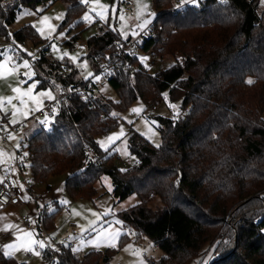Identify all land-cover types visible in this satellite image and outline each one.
<instances>
[{
  "label": "trees",
  "instance_id": "trees-1",
  "mask_svg": "<svg viewBox=\"0 0 264 264\" xmlns=\"http://www.w3.org/2000/svg\"><path fill=\"white\" fill-rule=\"evenodd\" d=\"M44 1L0 4L1 16L11 23L21 6L36 8ZM176 2L153 0L154 30L141 45L162 59L174 58L158 73L118 51L120 41L132 39H122L113 27L101 26L88 38L84 58L96 73L102 59L110 61L114 70L107 82L119 100L96 94L98 87L92 86L89 104L77 92L70 93L52 131L41 127L25 141V149L33 154V180L46 182L66 174L68 195L92 201L97 183L107 175L117 200L137 194L140 202L114 217L122 221L121 229L134 231L138 240L147 237L162 249L164 255L152 264H193L209 244L217 256L209 264H264V8L260 10L261 0H199L182 8ZM86 8L79 1L67 7L59 31L69 26L79 30L65 43L68 47L81 40L86 28L83 20H76ZM14 38L44 44L34 63L42 86L48 87L50 80L66 90L88 85L79 68L49 57L51 43L32 25ZM166 92L172 102H181L180 115L158 117L163 139L159 147L131 129L129 147L138 163L119 170L117 153L97 143L118 127L119 116L112 113L139 99L153 106ZM154 199L162 206L153 208ZM58 212L48 214L46 208L36 220L53 229ZM3 249L0 245V264H23L5 257ZM58 249L43 250L44 261L101 264L117 252L113 247L91 250L80 259L67 248Z\"/></svg>",
  "mask_w": 264,
  "mask_h": 264
},
{
  "label": "rangeland",
  "instance_id": "rangeland-1",
  "mask_svg": "<svg viewBox=\"0 0 264 264\" xmlns=\"http://www.w3.org/2000/svg\"><path fill=\"white\" fill-rule=\"evenodd\" d=\"M71 2H78V0H50L49 7L46 9H42L41 5H38L36 8H33L31 6H21L20 9L17 12L16 18L11 22L8 23L6 18L1 16L0 12V29L2 28L5 30L4 33L0 30V53H3V56H0V60L7 58V56L11 55L13 57V62L15 63H23V60L27 59L29 63L32 65V69L35 72V76L32 77V80H28L27 83H21L22 80H25V77L23 76V73L26 71L24 68H20L19 74L17 75H9L5 78L0 79V97H9V96H15L16 94L13 92V88L15 87H21L22 89L27 88L33 81H38V86L34 90L35 92H39L42 90H48L49 87L41 86L42 80L36 79V71L34 68V63L36 60L40 59L41 57V49L44 45H37L32 40L27 39L23 42L16 41L14 38V34L25 27L26 25H36L35 30L37 31V27H40V20L43 16H48L51 18L50 22L51 24L56 26V31L51 35V38H45L42 37L39 32L41 39L45 42L55 43L57 45V48L59 49V52L53 51L51 48V51L49 52V57L65 62L69 61L71 64L77 67V64L71 61L67 56L64 60H60L59 54L63 52L70 53L72 55H78L79 57V64L83 65L84 61L86 60L84 57L86 55V48L84 46H77L74 47H68L65 43L73 37V35L79 31L77 29H74L73 26L65 27L61 31H59L60 24L62 20L65 17V13L67 10V7ZM117 1L118 0H100V3L104 5L110 6L109 12H108V20L107 22L101 21L98 17L95 18L94 22L88 23L84 22L83 17L86 13L89 12V8L92 6L91 0L90 3L87 5V8L82 13L81 17H79L76 21L83 20L85 31L81 35V40L84 43H87L88 38L90 36H93L99 31V27L104 25H109L111 27L115 26L117 31H119V34L121 35V25L124 24V31L129 33L128 38L131 36V32L137 31L140 32V30L137 28V25L146 17H140L139 19L136 16L133 15H127L126 13L120 12V14H123L125 16V21L119 20V15H116V19L113 20L112 13H111V7L115 6L117 9ZM124 1V0H122ZM134 2V5L139 8L141 4L147 3L149 5L148 11L151 13H154V4L153 0H132ZM199 3V0H198ZM6 5V4H5ZM188 5H193L190 0L188 2H185V0H177L176 6L178 8H182ZM85 6V5H84ZM86 7V6H85ZM124 7V5H123ZM264 8V0H261L260 3V10ZM38 9H42V11H37ZM125 9V8H124ZM118 11V10H117ZM28 13H34V14H28ZM131 14V12H130ZM138 14V13H137ZM92 15H95L92 13ZM61 16V19H56V17ZM155 16V15H154ZM155 17L151 18V23H153ZM148 25V28H150L151 25ZM73 28V30L71 29ZM147 28V29H148ZM69 29H71L70 33L68 32ZM61 33H64L63 36H61ZM121 38L123 36L121 35ZM131 39L135 40L136 37H132ZM125 40V39H124ZM28 53H32V56H29ZM147 60L142 62L146 65V68L149 69V71L152 74L158 73L166 68H168L170 65L174 63V58L171 56L166 57L162 61L158 59L157 63L155 65H149L148 63H151L153 61L151 56L146 57ZM87 61V60H86ZM89 62H87L88 64ZM80 69L81 76L85 78L88 72L93 73L92 68L88 64L87 69H83L82 67H77ZM96 94L104 95L105 97L111 99L114 102H117L119 100V96L117 91L114 89V87L109 82H102L100 86L96 90ZM167 99L164 97L160 102L157 104L148 107L145 102L141 99L133 102L130 106L125 108L124 110L116 113L119 116V125L116 129L108 133L107 135L99 137V141L105 140L108 136L112 135L113 133H117L120 131L121 126L124 128L125 135L121 137L119 141H117L115 144L111 145L109 149H112L111 152H116L118 155L117 160V166L119 170H128L133 167H135L138 163V158L136 155L132 154L130 147H129V132L131 129H133L136 133L143 136L146 140H148L151 144H153L155 147L158 144L159 146L162 144V134L159 130V122L158 117H165V118H171L174 119L175 112L174 110L169 106V102L171 104H175L178 106L179 115L181 113V102L176 101L172 102L169 98L168 93ZM47 99L44 100V107L46 105ZM46 101V102H45ZM49 101V100H48ZM13 103L19 105L18 100H14ZM31 106V105H30ZM142 107L143 111L140 114L133 113L131 109ZM155 108V110H154ZM11 112L12 109L10 106H8V113L5 115L2 111H0V117L3 113L4 116L8 118V123L11 126L18 125L17 131H10V134H14V139H9V143H2L0 142V151L5 153L4 156V162L0 163L1 166L4 167V169H7V167L14 161L16 150H20L25 146V141L27 137L31 136L33 133L41 129L40 121L44 120L37 119L36 114L38 111H33L30 113V115L27 118H21L19 119V122L15 125H12L10 123L11 120ZM263 119H264V113H263ZM131 121V123H129ZM156 121L157 125H153L151 122ZM9 129H11L8 125H6ZM127 143V151L131 155L128 154H121V150L124 148V142ZM17 144H19V148L17 147ZM108 149V150H109ZM11 154L14 156V159L9 160L8 156ZM132 157H135L133 159ZM26 179L29 181V184L20 183L19 185L16 183V185L21 186L24 192L26 193V202L24 201V205L21 206L18 209L17 212H14L12 214V217L10 219V224L19 225L21 228L27 229L29 231H35L37 233L36 238L42 239L46 242V244H50L49 247H46L45 249H58L52 242V238H57L60 242L65 241L68 239L71 243L75 244V247L79 244V241L81 237L83 236L84 239H91L93 236H95L94 232H91L89 228V221H96L97 226L101 228H106L110 223L114 222L115 220H119L116 217H114L115 213H118L120 211H124L129 209L130 207L138 204L140 202V197L137 194H132L128 198L119 201L114 196V186L112 179L105 175L101 178V180L97 183V196L94 200H86V199H72L66 190V180L67 175L62 174L56 177H53L49 179L46 182H35L32 177L31 171H29L26 174ZM111 184L112 190L109 191L107 184ZM66 200L69 203L67 205H62L59 203V201ZM150 205L153 208H159L162 206V203L158 199H154L150 202ZM39 206V207H38ZM41 206L44 207L47 213L51 214L55 212L56 210H59L55 217V227L53 229H45L43 224L38 223L36 221L35 216L38 214V211L36 212V209L40 208ZM46 206V208H45ZM106 209H111V214L104 215ZM39 210V209H38ZM73 210L79 213V215H76L73 213ZM99 213L101 214V219L97 221V218L92 215V213ZM22 216L29 217V221L31 224V227L28 228L26 225V222L22 219ZM35 220V223L32 221ZM82 226L84 228H89L88 231L82 232ZM121 228V225H117ZM114 227V224H113ZM11 232L9 235L4 239V242L2 245H6L8 243H13L14 236H15V230H10ZM123 234H126L127 237H125L126 241H124L123 244H121L120 239L118 241V245L116 248L117 252L114 254L113 258L110 260L109 263L102 262L101 264H140L141 258L144 261V264H152V261H158L163 255L164 252L161 248H159L152 240H150L147 237H144L140 240L136 239V234L134 231L131 230H123ZM131 233V234H127ZM122 236V235H121ZM210 246L213 244H209ZM207 245L205 247L204 253L201 255L199 260L193 264H200L201 259L205 262L204 264H209L212 262L215 257L213 255L212 247ZM131 246V247H130ZM108 246H102L99 249L92 247V246H82L80 251H75L74 254L82 259L88 252L91 250H101L106 251ZM43 249V250H45ZM127 249V250H126ZM139 249L142 250L140 256L134 255V250ZM41 255L37 256L32 253H26L23 250L17 252L14 256V258L19 262L23 264H49L46 263L42 257V251ZM51 264H58L56 262ZM202 264V263H201Z\"/></svg>",
  "mask_w": 264,
  "mask_h": 264
},
{
  "label": "snow or ice",
  "instance_id": "snow-or-ice-1",
  "mask_svg": "<svg viewBox=\"0 0 264 264\" xmlns=\"http://www.w3.org/2000/svg\"><path fill=\"white\" fill-rule=\"evenodd\" d=\"M185 2H188V0H185ZM190 2L194 5H198V0H190ZM222 3H227V0H221ZM82 4L88 5L90 3V0H81ZM92 6L89 8V12L85 14L83 17L84 22H94L95 18H99L101 21L107 22L108 20V12L110 6L104 5L100 3V0H91ZM149 5L147 3L141 4L138 8V14L137 18L139 19L140 17H146L144 18L138 25L137 28L140 30V32H145L148 28V25L151 23V18L154 17V13H151L148 11ZM37 11H42V9H38ZM94 13L95 15H92ZM111 13H112V18L113 20L116 19L117 15V9L115 6L111 7ZM28 14H34V13H28ZM61 16L56 17V19H61ZM51 18L48 16H43L40 20V27H37V31L42 37L45 38H51V35L56 31V26L51 24L50 22ZM119 20L120 21H125V16L123 14L119 15ZM33 27H36V25H33ZM124 24L121 25V35L125 40L128 39L129 33L125 32L124 30ZM113 30L115 31L116 28L113 26ZM140 32L133 31L130 34L132 36H137L140 34ZM64 33H61V36H63ZM52 49L55 52H59V49L57 48V45L55 43L52 44ZM29 56H32V53H28ZM0 56H3V53H0ZM68 57L71 61L77 64V67H82L83 69H87L88 64L87 61L85 60L83 65L79 64V57L78 55H72L67 52H63L59 54V59L64 60L65 57ZM141 62H144L147 60L146 57H140ZM20 68L26 69V71L23 73V76L25 77V80H22L21 83H27L28 80H32V77L35 76V72L32 69V65L29 63L27 59L23 60V63H15L13 62V57L11 55L7 56V58L0 60V79L5 78L9 75H17L19 74ZM111 74V73H109ZM93 73L88 72L87 75L85 76V79L87 80L89 77H92ZM95 81H100L101 76L100 75H95L94 76ZM253 81L249 80L248 83H252ZM38 81H33L27 88L22 89L21 87H15L13 88V92L16 94L15 96H9V97H0V111H2L5 115L8 113V106L11 107L12 112H11V120L10 123L12 125H15L16 123L19 122V119L21 118H27L31 112L33 111H43L44 109V100H54L55 97L53 96L51 90H42L39 92H35L34 90L38 86ZM71 91V89H69ZM165 98L167 99V94L165 93ZM87 99V97H84ZM14 100L19 101V105L13 103ZM31 105V106H30ZM169 106L174 110L175 116L179 115L178 111V106L175 104H171L169 102ZM133 113L140 114L143 111L142 107L138 108H133L131 109ZM53 113L57 112V107H53L52 109ZM117 114L115 112L112 113V116L115 117ZM40 123L44 126V128L47 131H52V124L54 123V116H49L45 114V119L40 121ZM131 123V121H129ZM153 125H157L156 121L151 122ZM158 126V125H157ZM7 126L5 125V129ZM125 135L124 133V128L121 126L120 131L117 133H113L112 135L108 136L105 140L103 141H98L97 143L103 149L104 151H108L109 147L113 144H115L117 141L121 139ZM15 136L14 134L9 135V139H14ZM124 148L121 150V154H128L127 151V143L126 141L124 142ZM19 144H17V147L19 148ZM159 147V145H156ZM28 153H24V156H27ZM4 156L5 153L0 151V163L4 162ZM135 159V157H132ZM9 160L14 159V156L9 154L8 156ZM11 170V165H9L8 169H5V171H10ZM124 171V170H122ZM5 177L0 176V183L4 182ZM12 183H15L13 181ZM109 191L112 190L111 184H107ZM22 188V185L20 186ZM60 204L62 205H67L69 202L66 200L59 201ZM73 213L76 215H79L78 212L73 210ZM111 214V209H106L104 215H109ZM93 216L97 218V221L101 219V214L99 213H92ZM0 219H3V217H0ZM35 223V220L32 221ZM113 224L115 225H122V221L120 220H115L114 222L110 223L106 228H101L97 226L96 221H89V228L91 232L95 233V236H93L91 239H84L83 236L81 237L79 244L77 245L76 248H73L72 250L75 251H80L82 246H92L97 249H99L102 246H108V247H117L118 241L120 236L123 234L119 228H114ZM89 228H84L82 226V232L83 231H88ZM3 230H15V236H14V241L13 243H8L4 245L3 249V255L7 258H13L15 254L21 250H23L26 253H32L34 255L40 256L41 251L45 249L46 247H49L50 244H46V242L42 239H37V233L35 231H29L27 229L21 228L19 225H14V224H7L4 226ZM131 234V233H127ZM61 243H64L61 241ZM224 243H228L225 241ZM131 247V246H130ZM54 251H59V249H53ZM127 250V249H126ZM142 250L136 249L134 250L133 254L140 256ZM140 264H144L143 259L141 258Z\"/></svg>",
  "mask_w": 264,
  "mask_h": 264
},
{
  "label": "built area",
  "instance_id": "built-area-1",
  "mask_svg": "<svg viewBox=\"0 0 264 264\" xmlns=\"http://www.w3.org/2000/svg\"><path fill=\"white\" fill-rule=\"evenodd\" d=\"M12 1L13 0H0V4L5 5V4L11 3ZM78 1L81 3V0H78ZM49 2H50V0L42 2L41 8L46 9L49 6ZM220 2H221V0H220ZM123 4H124V8H125L124 13L130 14L131 8H132V3L125 0L123 2ZM222 4H224V3H222ZM85 6L87 7V5H85ZM194 6H196V5H194ZM153 30H154V26L152 24L150 26V28L146 31V34L144 32L139 40H133L132 39L131 41H127L126 43L120 41L117 44L118 51L122 50V51L130 54L131 56L137 57L139 60H140V57L151 56L153 61L151 63H148L149 65H155L157 63L158 59L160 61H162L163 60L162 58H160L159 56H157L153 52L145 51L141 46L144 42V40H143L144 36L148 35V32H151ZM80 44L81 43L79 41L76 43L77 46H79ZM100 65H101V69L97 73L95 72L94 76L100 75L101 80L97 82L94 80V76H93L91 79H89L87 86L79 87L78 89H71V91H69V90H66L64 88H61L53 80H50L48 82V87L53 91L55 99L47 101L43 111H39L36 114V118L38 120L45 118V114L55 117V115L58 113L60 107L65 104V100L70 93L77 92L79 94L80 100L84 103L89 104L92 101V98H91V93H90V90L88 87L89 86L99 87L102 82H107L110 75H111L109 73H111L114 70V68L112 67V65L110 64V61L108 59H102L100 61ZM144 66L146 67L145 64H144ZM84 97H87V99H85ZM54 106L57 107L56 113L52 112V109ZM154 110H155V108H154ZM5 125H6V123L4 122V120H2L0 118V142L9 143L10 131H17L18 127H12L11 129H9L7 127L5 129ZM40 125L42 128H44V126L41 123H40ZM24 153H28L27 150L25 149V146L20 150H16L15 159L10 164L11 170L7 171L3 175V177H5V179H4L3 183H0V208H7V207L20 208L21 206L24 205V199H23V196L25 194L24 190L20 186L12 183L15 179V177H14L15 175L22 174L25 172H29L31 170V161L33 158V154L28 153L27 156H24ZM8 168H9V166L7 167V169ZM45 208H46V206H45ZM43 212H44V207L41 206L39 208L38 214L35 216V218L37 219L39 216H41L43 214ZM22 219L26 222L27 227L30 228L31 224L29 221V217L23 216ZM52 242L57 248H67L72 252H74L72 249L76 248L75 244L68 241V239L65 240L64 243H61L57 238H52Z\"/></svg>",
  "mask_w": 264,
  "mask_h": 264
},
{
  "label": "crops",
  "instance_id": "crops-1",
  "mask_svg": "<svg viewBox=\"0 0 264 264\" xmlns=\"http://www.w3.org/2000/svg\"><path fill=\"white\" fill-rule=\"evenodd\" d=\"M125 1V0H124ZM124 1H122V0H118L117 1V14H120V12H123L124 13V7H123V2ZM127 1H129V2H131L132 3V8H131V14H127V15H133V16H136L137 15V13H138V8H137V6L136 5H134V2L132 1V0H127ZM154 14H155V12H154ZM155 16H156V14H155ZM154 16V17H155ZM153 24V23H152ZM152 24H150V25H152ZM149 29V28H148ZM147 29V30H148ZM117 30V29H116ZM146 30V31H147ZM119 32V31H118ZM98 33V32H97ZM143 33L144 32H140V34L139 35H137V36H134V37H136V39L135 40H139L140 38H141V36L143 35ZM133 36L131 35L129 38H132ZM79 42L81 43L79 46H84V45H86V46H84L85 48H86V54H87V43H84L82 40H79ZM76 45V44H75ZM51 47H52V45H51ZM88 62V61H87ZM89 65H90V63H88ZM90 67L92 68V70H93V76H94V74H95V71H94V69H93V67L90 65ZM35 68V67H34ZM35 71H36V69H35ZM92 76V77H93ZM92 77H89L88 79H91ZM36 79H39L38 78V74H37V71H36V77H35ZM40 81H41V79H39ZM42 86V85H41ZM48 90H51V89H48ZM51 92H52V94H53V91L51 90ZM53 96H54V94H53ZM46 101H48V100H46ZM45 101V102H46ZM39 112V111H38ZM2 120H4V122L6 123V125H8L10 128H12V127H19L18 125H15V126H11V125H9V123H8V118L6 117V116H4L3 115V113L1 114V117H0ZM7 171H5V169H4V167L3 166H1L0 165V176H3L5 173H6ZM28 172H25V173H22V174H18V175H15L14 177H15V179H14V181H15V185H16V183L19 185L20 183H24V184H29V181L26 179V174H27ZM26 193L24 194V196H23V199H24V201L26 202ZM25 204V203H24ZM39 207V206H38ZM39 209V208H38ZM38 209H36V212L38 211ZM18 211V209H16V208H14V207H7V208H0V217H3V219H0V245L1 246H3L2 245V243L4 242V239L9 235V233L11 232L10 230H3L4 229V226L5 225H7V224H10V219H11V217H12V214L14 213V212H17ZM23 217V216H22ZM36 221H38V220H36ZM114 228H119L120 230H121V232L123 233V231H122V229L119 227V226H117V225H115L114 224ZM123 235V234H122ZM121 237V236H120ZM3 248H4V246H3Z\"/></svg>",
  "mask_w": 264,
  "mask_h": 264
}]
</instances>
